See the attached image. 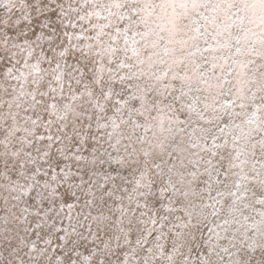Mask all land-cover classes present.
<instances>
[{
	"label": "snow or ice",
	"instance_id": "obj_1",
	"mask_svg": "<svg viewBox=\"0 0 264 264\" xmlns=\"http://www.w3.org/2000/svg\"><path fill=\"white\" fill-rule=\"evenodd\" d=\"M0 264H264V0H0Z\"/></svg>",
	"mask_w": 264,
	"mask_h": 264
}]
</instances>
